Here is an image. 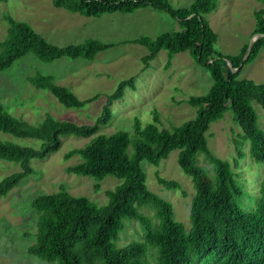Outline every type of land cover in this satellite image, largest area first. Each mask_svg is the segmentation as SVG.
<instances>
[{
	"label": "trees",
	"instance_id": "trees-1",
	"mask_svg": "<svg viewBox=\"0 0 264 264\" xmlns=\"http://www.w3.org/2000/svg\"><path fill=\"white\" fill-rule=\"evenodd\" d=\"M6 1L0 0V3ZM52 1L56 7L87 17L117 12L131 14L145 8L167 13L178 22L180 30L156 38L144 36L134 40L149 52L143 62L153 60L162 50L171 57L188 52L210 73L212 84L206 94L186 101L196 108L192 120L171 130L160 129L156 115L152 123L145 126L135 120L133 136L124 131L97 135L100 127L112 118L107 105L91 125L58 121L46 115L34 126L13 117L0 103V132L39 143L35 148L0 140V160L20 166V171L0 181V200L34 173L30 165L32 160L44 159L60 149L63 136L91 138L83 148L64 155L66 160L74 156L81 160L69 166L68 173L96 179L111 175L121 180L113 190L106 191L107 203L102 206L84 196H72L63 188L34 198L31 208L38 215L36 242L28 248V253L55 264H147V252L154 248L157 252L155 264H264V131L258 127L257 114L252 107L254 102L264 111V84L238 78L248 44L237 56L214 51L217 35L205 15L215 9L216 0H194L183 8L173 7L168 0ZM253 17L256 23L254 35L260 36L243 65L250 64L264 48V9L255 11ZM5 20L8 28L5 40L0 43V72L28 54L44 63L61 58L91 60L98 52L112 46L87 40L79 45L57 47L28 24L10 16H5ZM229 64L239 70L232 72ZM28 81L36 89L48 91L65 108H83L98 97L81 101L67 88L54 84L51 76L36 74ZM126 88H134L133 78L122 81L107 97L108 103L121 99ZM225 104L249 143L250 156L263 167L259 198L255 207L249 210L241 204L246 192L236 180L229 162L213 155L205 137L210 124L224 117ZM129 147L133 149L131 155ZM175 150L179 151L178 166L191 178L195 190L188 229L174 219L170 202L147 188L141 167L143 161L158 165ZM198 154H203L213 166L214 177L196 164ZM157 181L168 189L179 188L174 181L161 177ZM146 206L154 209L158 219L156 226L140 212ZM125 220L136 221L143 235L141 240L119 248L116 242Z\"/></svg>",
	"mask_w": 264,
	"mask_h": 264
},
{
	"label": "rangeland",
	"instance_id": "rangeland-1",
	"mask_svg": "<svg viewBox=\"0 0 264 264\" xmlns=\"http://www.w3.org/2000/svg\"><path fill=\"white\" fill-rule=\"evenodd\" d=\"M168 1L175 8H183L190 6L194 0ZM261 9H264L263 0H216L215 9L205 15L217 35L214 51L229 56L240 55L243 47L255 36L253 13ZM5 16L28 24L48 43L57 47L79 45L87 40L112 45L91 60L61 58L44 63L28 54L0 72V103L13 117L30 125H38L46 115L58 121L91 125L107 105L112 118L100 127L97 135L124 131L133 136L135 120L145 126L152 123L155 115L160 129L171 130L196 116V108L186 101L190 97L206 94L212 84L210 73L199 66L188 52L171 57L162 50L153 60L146 64L143 62L149 52L135 44L134 40L144 36L156 38L180 30L178 22L165 12L145 8L131 14L117 12L87 17L56 7L52 0H7L0 3V43L5 40L8 28ZM36 74L51 76L54 84L67 88L81 101L98 97L83 108H65L48 91L38 90L30 84L28 78ZM131 78L134 88H126L121 99L108 103L107 97L117 90L122 81ZM238 78L264 84V48L250 64L241 66ZM225 106L224 117L210 124L205 137L213 155L229 162L236 180L246 192L241 204L249 210L255 207L259 198L263 167L250 156L249 143L243 138L233 112L227 104ZM252 107L257 114L258 127L264 131V111L254 102ZM0 140L39 147L35 140L16 139L1 132ZM61 140L57 152L41 160H32L30 165L34 173L21 180L0 200V264H55L28 253V248L36 242L38 215L31 208L34 198L63 188L72 196H84L102 206L107 203L106 191L121 183L111 175L96 179L68 173L67 168L81 160L79 156L66 160L64 155L73 149L83 148L91 138L63 136ZM132 152V147H129V155ZM178 153V150L172 151L158 165L143 161L141 167L147 188L170 202L174 219L188 229L195 190L191 178L178 166ZM196 164L214 177V168L203 154L197 155ZM18 171L19 164L0 160V181ZM158 177L176 182L179 188L164 187L158 183ZM140 212L155 226L158 224L153 208L142 207ZM124 223L116 242L119 248L141 240L143 235L136 221L125 220ZM156 258V249H149L147 264H155Z\"/></svg>",
	"mask_w": 264,
	"mask_h": 264
},
{
	"label": "water",
	"instance_id": "water-1",
	"mask_svg": "<svg viewBox=\"0 0 264 264\" xmlns=\"http://www.w3.org/2000/svg\"><path fill=\"white\" fill-rule=\"evenodd\" d=\"M260 35L257 34L253 37V39L249 42L248 44V47H247V50L245 52V55L243 57V60H242V64L239 66V68L243 65V63L247 60L249 54H250V51H251V48H252V45L253 43L257 40V38L259 37ZM229 67L231 69L232 72H237L239 70V68H233L230 64H229Z\"/></svg>",
	"mask_w": 264,
	"mask_h": 264
}]
</instances>
